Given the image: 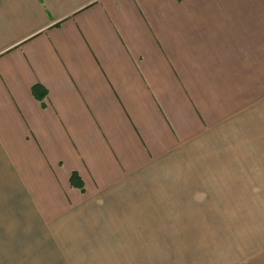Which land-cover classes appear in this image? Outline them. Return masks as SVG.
I'll return each instance as SVG.
<instances>
[{"label":"crops","instance_id":"crops-1","mask_svg":"<svg viewBox=\"0 0 264 264\" xmlns=\"http://www.w3.org/2000/svg\"><path fill=\"white\" fill-rule=\"evenodd\" d=\"M181 190L261 216L252 244L142 257L264 264V0H0V264H126L133 232L93 226Z\"/></svg>","mask_w":264,"mask_h":264},{"label":"rangeland","instance_id":"rangeland-1","mask_svg":"<svg viewBox=\"0 0 264 264\" xmlns=\"http://www.w3.org/2000/svg\"><path fill=\"white\" fill-rule=\"evenodd\" d=\"M181 193L182 195H187V199L183 196L180 198L179 194ZM195 193L196 192L192 191L193 200H195ZM176 195H178V198L176 197ZM190 195V190H185L182 192L172 191L171 193L170 191H166L160 194L158 197L154 194L153 196L157 197L155 203L156 205L154 206V208L147 206L135 208L138 216L134 215L133 218H118L116 229L110 227L105 228L104 225L99 227V225L102 224L99 223L96 227L93 226L94 231L95 229L103 231H118L117 229H119L122 231L130 230L133 232V240L129 241V243L131 242L132 244L128 243L130 246V248L127 250L128 254L117 255V257L119 258L118 261L124 262L126 264L157 263V256H155L154 258L149 257L148 259H146L145 256L142 257V254H140L139 251L144 245L142 235L147 232L154 233L158 230H163L166 233L174 232L177 234L176 240L186 241V243L191 242L193 245H197L200 243L201 246L202 242H205L206 239L200 237V239L197 240V235L205 234L207 235V237L210 236L208 239L217 241L216 237L217 235L219 236L221 234L220 231L224 232L223 234L228 235L237 230H243L244 232H240L243 233L242 242L245 243V245L252 244L254 239L253 225H251L253 224V222L251 220H253V218H261V216L252 215L251 212H249L248 208L244 209L242 207L233 205H211V203L207 205L205 203L206 205L204 206H194L192 200H190ZM204 195H206L205 191H197L198 198ZM152 209L157 217L152 216ZM146 210L149 211L147 213V215L149 216L147 218H143ZM139 212H142V214ZM245 219H249L250 222L248 223ZM159 220L160 223H158ZM189 235H192L193 238L189 239ZM90 237L87 238V240L91 242L94 240L95 236L92 235L93 238ZM182 244L184 243L182 242ZM119 247L121 246L119 245ZM171 256L173 255H170V257Z\"/></svg>","mask_w":264,"mask_h":264},{"label":"trees","instance_id":"trees-1","mask_svg":"<svg viewBox=\"0 0 264 264\" xmlns=\"http://www.w3.org/2000/svg\"><path fill=\"white\" fill-rule=\"evenodd\" d=\"M33 94H35V96H37L39 99H41V101H43L44 97L46 96L45 90H41V88L39 86H34ZM75 177H76V175L73 173L71 176V181L74 180ZM80 189L83 191L84 190L83 186H80Z\"/></svg>","mask_w":264,"mask_h":264}]
</instances>
